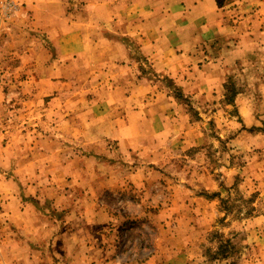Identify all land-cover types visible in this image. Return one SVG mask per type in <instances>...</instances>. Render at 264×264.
Returning a JSON list of instances; mask_svg holds the SVG:
<instances>
[{"label":"rangeland","instance_id":"obj_1","mask_svg":"<svg viewBox=\"0 0 264 264\" xmlns=\"http://www.w3.org/2000/svg\"><path fill=\"white\" fill-rule=\"evenodd\" d=\"M234 1L253 42L242 33L221 67L223 93L159 70L158 130L123 148L91 107L113 78L89 50L122 28L119 14L96 24L95 5L126 1L0 0V176L13 197L42 195L39 263L264 264V0ZM219 43L200 58L225 62Z\"/></svg>","mask_w":264,"mask_h":264},{"label":"crops","instance_id":"obj_2","mask_svg":"<svg viewBox=\"0 0 264 264\" xmlns=\"http://www.w3.org/2000/svg\"><path fill=\"white\" fill-rule=\"evenodd\" d=\"M124 1L95 5L92 16L96 24L114 23L119 14L122 28L119 37L114 36L118 35L114 29L104 30L100 37L103 43L96 44V50L89 51L97 59L104 60L98 70H103L113 78L112 84L105 78L99 83L102 84V94H98L97 100L91 102L96 112L104 108L114 116L104 125L103 130L108 134L102 137L116 140V144L128 148L149 132L158 130L157 119L152 117L159 111H155L157 104L153 100L150 104L146 99L151 96L153 99L156 94H160L154 88L162 82L160 77L164 78V73L177 78L180 72H184L178 78L184 91L196 86L202 94H221L224 81L221 67L239 59L233 58L232 53L240 50L242 33H245L249 43L253 41L250 29H240L234 18H230L231 10L227 9L235 5L234 0ZM73 34L78 37L81 35L78 32ZM133 38L138 43L135 46L130 43ZM219 40L224 46L226 43L231 44L227 47L230 56L225 62L223 59H209L207 55L200 58L201 52L215 44L219 45ZM85 50L79 48L77 53ZM109 64L119 66L118 72L115 73L114 66L110 67ZM144 64L150 67L146 69ZM194 67L201 69L196 70ZM209 67L212 73L207 71ZM159 70L165 72L156 73ZM194 72L200 78L195 77ZM127 78L138 82L136 89L130 90L124 84ZM60 95L57 94L56 99H60ZM76 96L78 94L72 97L76 100ZM90 136L93 137L92 134ZM38 177L41 179L44 175ZM2 178L6 177L0 176V199H4L0 203V219L8 226L5 228L7 230H3L0 221V264H41L37 258L38 251H43L42 242L48 239L30 230L44 225V208L40 201L42 195L34 194V198L30 196L25 199L13 197L6 191Z\"/></svg>","mask_w":264,"mask_h":264},{"label":"trees","instance_id":"obj_3","mask_svg":"<svg viewBox=\"0 0 264 264\" xmlns=\"http://www.w3.org/2000/svg\"><path fill=\"white\" fill-rule=\"evenodd\" d=\"M222 246H225V244H222Z\"/></svg>","mask_w":264,"mask_h":264}]
</instances>
